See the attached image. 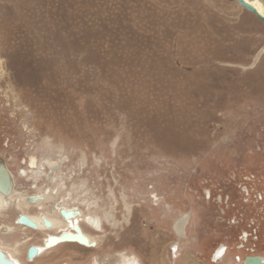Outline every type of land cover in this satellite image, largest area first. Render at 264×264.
<instances>
[{
  "label": "rangeland",
  "instance_id": "374dc122",
  "mask_svg": "<svg viewBox=\"0 0 264 264\" xmlns=\"http://www.w3.org/2000/svg\"><path fill=\"white\" fill-rule=\"evenodd\" d=\"M0 162L24 198L0 246L69 231L19 219L71 208L98 242L68 248L82 264H264V21L227 0H0Z\"/></svg>",
  "mask_w": 264,
  "mask_h": 264
},
{
  "label": "bare ground",
  "instance_id": "6f19581e",
  "mask_svg": "<svg viewBox=\"0 0 264 264\" xmlns=\"http://www.w3.org/2000/svg\"><path fill=\"white\" fill-rule=\"evenodd\" d=\"M245 1L248 2L250 5H252L253 7H255L257 11L259 12V14L264 16V0H245ZM48 165L51 169H56L58 167L57 164L50 163V162L48 163ZM31 166L33 169L36 167V160L34 158L31 159ZM33 172H34V177L38 178L40 175V172L35 171V170H33ZM7 197L9 198L7 199ZM47 198H50V197H47ZM23 200L24 198L17 197L15 192H13V194H11L10 196H5L2 193H0V210L7 208V206L10 205L12 201H17L19 202V204H21ZM43 200H45L44 197H39V198H36L35 200H32L31 202H34V204L41 205L40 203ZM60 215L61 216L59 219H53V218H47V217L37 218V217H32V216L23 214L22 215L23 217H26L27 219L32 221L33 224H35L34 227L26 223H20V219H19V223L23 224V226L25 225V226L30 227L29 228L30 230L46 231V232L57 231L59 228L65 225L71 228L69 231L67 230L62 231V233L59 235L50 234V236H48L45 239L46 242L44 244L34 246L32 248L33 251L32 252L29 251L30 261L37 262L39 259L47 255L46 252L51 251L52 249L57 248L60 245L77 244L87 249L97 247L98 242L92 236L88 235L87 232L84 231L83 228L79 224V220L82 217L81 211H76L75 209H71V208L60 209ZM46 221H48L50 225L46 224ZM88 221L90 224H92V226H95L94 228L95 231H102V221L100 217L91 216V217H88ZM186 223H187V217H184L175 224L174 228L179 236L184 235V228L186 226ZM4 231L8 234L11 233V230L8 229L7 227L4 228ZM1 242L2 240H0V245H1ZM14 243H16L18 247L14 246L13 248L10 249L9 247L3 244L2 246H0V251L6 256L7 259H9V261H11L12 264H21V262L17 258V254L19 251L18 248L19 246H21L20 238L17 237V240L14 241ZM218 255H220V252ZM65 264H68V263H65ZM244 264H246V262ZM261 264H263V262Z\"/></svg>",
  "mask_w": 264,
  "mask_h": 264
},
{
  "label": "flooded vegetation",
  "instance_id": "af4514ba",
  "mask_svg": "<svg viewBox=\"0 0 264 264\" xmlns=\"http://www.w3.org/2000/svg\"><path fill=\"white\" fill-rule=\"evenodd\" d=\"M5 169L8 170V172L11 175L12 181H13V190H12V194H13V192L15 190V185H16L15 177L13 176L11 170L3 162H0V186L1 187H6V185H7L6 176L4 175V172H3ZM0 193H2V192L0 191ZM2 194L4 195V193H2ZM15 222H16L17 225H19L16 220H15ZM30 232L36 233L33 230L32 231L30 230ZM25 233H26V231L17 233V237L20 238L21 243L24 242V240H22L23 237L26 240V243H24L20 247V249L22 250L21 259H22V262L24 264H34V263L29 261V251H30V249H32L35 244H41V243L44 244L46 241L43 240L44 238L42 239V235H40L38 233L35 236L36 238H34V237L33 238H29ZM21 235H22V238H21ZM46 237H48V236L46 235ZM27 240H29V241H27ZM8 241L12 242L13 238L12 237L8 238ZM70 246L76 247L77 249H80V250L87 249V248L82 247V246L77 245V244H67L64 247H59V248H57L55 250H52V251H54V253H52L50 255L47 254L46 256H44L43 259H42V263L41 264H65V263H68V264H82L81 262L75 261V259L77 257H79L80 255H78L77 253L75 254L71 250H69L68 248ZM62 252H63V256H61Z\"/></svg>",
  "mask_w": 264,
  "mask_h": 264
},
{
  "label": "water",
  "instance_id": "95a60500",
  "mask_svg": "<svg viewBox=\"0 0 264 264\" xmlns=\"http://www.w3.org/2000/svg\"><path fill=\"white\" fill-rule=\"evenodd\" d=\"M227 1L237 2L241 7L245 8L247 11L254 14L258 19L264 21V16L259 14L257 9L252 5H250L248 2H246L245 0H227ZM3 172L4 175L6 176L7 185L6 187L0 186V191L4 193L5 196H10L13 190V181L7 169H5ZM20 223H26L28 225H31L32 227L35 226V224H33V222L27 219L26 217H21ZM46 224L50 225L48 221H46ZM32 251L33 249H30V252ZM245 262L246 264H261L262 260L260 257L249 256L245 259ZM0 264H12L11 261H9V259H7L6 256L1 251H0Z\"/></svg>",
  "mask_w": 264,
  "mask_h": 264
}]
</instances>
